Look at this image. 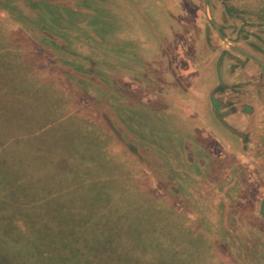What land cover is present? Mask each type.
Returning a JSON list of instances; mask_svg holds the SVG:
<instances>
[{
	"label": "rangeland",
	"instance_id": "rangeland-1",
	"mask_svg": "<svg viewBox=\"0 0 264 264\" xmlns=\"http://www.w3.org/2000/svg\"><path fill=\"white\" fill-rule=\"evenodd\" d=\"M130 7L0 0V264H264V223L223 205L210 144L156 90V46L189 54L195 16Z\"/></svg>",
	"mask_w": 264,
	"mask_h": 264
},
{
	"label": "crops",
	"instance_id": "crops-1",
	"mask_svg": "<svg viewBox=\"0 0 264 264\" xmlns=\"http://www.w3.org/2000/svg\"><path fill=\"white\" fill-rule=\"evenodd\" d=\"M127 1L143 16L164 10L167 2ZM169 1L179 9L173 15L195 16L190 24L180 23L193 49L188 54L175 41L171 53L160 55L162 44L156 46L157 63L163 65L157 70L166 80L156 90H170L179 123L199 131L196 143L210 144L205 155L213 160L211 173L219 174L222 189L231 192L223 205L242 212L239 222H245V208L251 206L254 218L264 223V40L257 36L260 27L240 20L244 12L254 18L264 0H188V7L186 0ZM166 18L164 28L172 30ZM257 227L264 240L262 224Z\"/></svg>",
	"mask_w": 264,
	"mask_h": 264
}]
</instances>
